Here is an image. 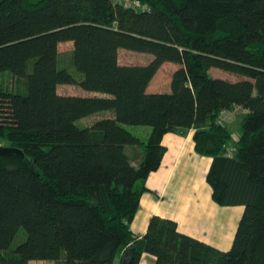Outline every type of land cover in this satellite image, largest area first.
I'll return each instance as SVG.
<instances>
[{
	"label": "trees",
	"instance_id": "obj_1",
	"mask_svg": "<svg viewBox=\"0 0 264 264\" xmlns=\"http://www.w3.org/2000/svg\"><path fill=\"white\" fill-rule=\"evenodd\" d=\"M0 0V264H264V0ZM73 42L68 65L60 44ZM152 55L121 64L120 51ZM166 63L169 92H149ZM215 68L239 81L214 77ZM78 86L94 96L65 95ZM242 108L234 141L222 112ZM110 112L92 125L80 122ZM233 120V119H232ZM231 120V121H232ZM126 126L150 127L148 139ZM193 130L213 159L214 201L242 206L223 251L153 216L131 229L166 154V134ZM143 148V154L138 151ZM24 240L12 249L20 234Z\"/></svg>",
	"mask_w": 264,
	"mask_h": 264
},
{
	"label": "crops",
	"instance_id": "obj_2",
	"mask_svg": "<svg viewBox=\"0 0 264 264\" xmlns=\"http://www.w3.org/2000/svg\"><path fill=\"white\" fill-rule=\"evenodd\" d=\"M68 43L74 48L73 42ZM94 95L88 92L83 96ZM193 135L194 131L190 130L185 134L164 136L166 154L160 168L147 179L149 191L142 196L131 229L142 239L151 218L159 216L174 220L182 233L227 251L233 245L244 207H224L214 201L212 187L207 182L213 159L196 152ZM239 135L236 134L234 141ZM140 264H155V259L145 254Z\"/></svg>",
	"mask_w": 264,
	"mask_h": 264
},
{
	"label": "rangeland",
	"instance_id": "obj_3",
	"mask_svg": "<svg viewBox=\"0 0 264 264\" xmlns=\"http://www.w3.org/2000/svg\"><path fill=\"white\" fill-rule=\"evenodd\" d=\"M123 1V0H122ZM72 44L71 43H64L61 45L60 48V56H61V65H68L70 62V55L72 52ZM153 59L152 55L145 54V53H137L129 50H121L120 53V60L122 64H135V65H146ZM178 68L177 65L166 63L162 69L158 72L156 77L153 79L150 87V92L152 93H162V92H169L170 91V84H171V76L173 72ZM210 73L216 77L221 78L225 80H229L232 82L239 81L244 79V77L237 76L219 69L213 68ZM0 85H2L4 88H15V80L13 81L10 77L3 76L0 78ZM58 92L60 94H66V95H87L88 92L84 91L78 86L73 85H62L58 88ZM104 114H96L93 116H90L86 119H83L80 123L81 126L83 125H92L95 121L102 117L110 116V112H103ZM245 111L243 109H238L232 111L233 120L230 121L227 124V127L232 133L233 139L236 138V134L239 135L241 133V119L245 115ZM126 129L129 130L134 135L142 138L144 141L148 139V136L150 133L147 132L151 130L150 127H144V126H126ZM5 142L0 140V147H4ZM143 148H139L138 151H140L143 154ZM236 207V206H235ZM24 232L20 231V234L18 237L14 240L12 243L11 248L15 249L19 243L24 240ZM31 264H64L63 261L60 262H54V261H34Z\"/></svg>",
	"mask_w": 264,
	"mask_h": 264
},
{
	"label": "water",
	"instance_id": "obj_4",
	"mask_svg": "<svg viewBox=\"0 0 264 264\" xmlns=\"http://www.w3.org/2000/svg\"><path fill=\"white\" fill-rule=\"evenodd\" d=\"M13 154L19 155L21 157H24V153L20 149L13 148V147H0V155H2V156H9V155H13ZM133 248H134V246L131 247L127 251V253L125 254L123 264H129L130 263V259H131L130 251Z\"/></svg>",
	"mask_w": 264,
	"mask_h": 264
},
{
	"label": "built area",
	"instance_id": "obj_5",
	"mask_svg": "<svg viewBox=\"0 0 264 264\" xmlns=\"http://www.w3.org/2000/svg\"><path fill=\"white\" fill-rule=\"evenodd\" d=\"M123 3L126 7L128 6H133L135 8H139V9H142V6H141V3L138 2V1H134V0H123ZM233 119V115L231 112H222L219 119H218V122L220 124H223V123H227L229 121H231Z\"/></svg>",
	"mask_w": 264,
	"mask_h": 264
}]
</instances>
